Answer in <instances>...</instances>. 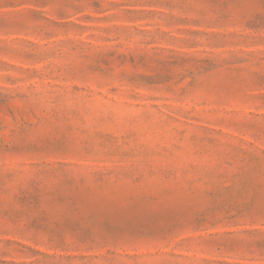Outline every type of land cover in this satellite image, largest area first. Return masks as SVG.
<instances>
[{"label":"rangeland","instance_id":"374dc122","mask_svg":"<svg viewBox=\"0 0 264 264\" xmlns=\"http://www.w3.org/2000/svg\"><path fill=\"white\" fill-rule=\"evenodd\" d=\"M0 264H264V0H0Z\"/></svg>","mask_w":264,"mask_h":264}]
</instances>
